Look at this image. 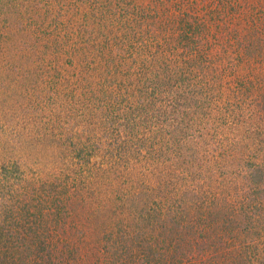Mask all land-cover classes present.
<instances>
[{
    "label": "trees",
    "instance_id": "obj_1",
    "mask_svg": "<svg viewBox=\"0 0 264 264\" xmlns=\"http://www.w3.org/2000/svg\"><path fill=\"white\" fill-rule=\"evenodd\" d=\"M0 264H264V0H0Z\"/></svg>",
    "mask_w": 264,
    "mask_h": 264
},
{
    "label": "rangeland",
    "instance_id": "obj_2",
    "mask_svg": "<svg viewBox=\"0 0 264 264\" xmlns=\"http://www.w3.org/2000/svg\"><path fill=\"white\" fill-rule=\"evenodd\" d=\"M39 170L37 169V167L32 166L30 169V172H28L29 176H27L29 179H33L35 178L38 174H39Z\"/></svg>",
    "mask_w": 264,
    "mask_h": 264
}]
</instances>
